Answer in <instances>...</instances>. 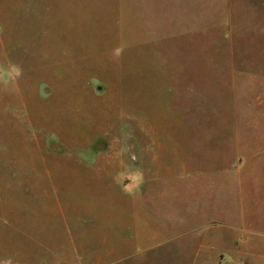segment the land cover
I'll list each match as a JSON object with an SVG mask.
<instances>
[{
  "label": "rangeland",
  "instance_id": "obj_1",
  "mask_svg": "<svg viewBox=\"0 0 264 264\" xmlns=\"http://www.w3.org/2000/svg\"><path fill=\"white\" fill-rule=\"evenodd\" d=\"M0 264H264V0H0Z\"/></svg>",
  "mask_w": 264,
  "mask_h": 264
}]
</instances>
